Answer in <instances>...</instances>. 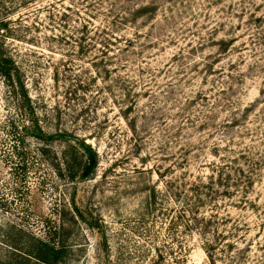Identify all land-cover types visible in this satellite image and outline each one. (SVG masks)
<instances>
[{"label":"rangeland","instance_id":"1","mask_svg":"<svg viewBox=\"0 0 264 264\" xmlns=\"http://www.w3.org/2000/svg\"><path fill=\"white\" fill-rule=\"evenodd\" d=\"M148 3L154 18L123 22ZM2 24L43 127L85 139L99 164L85 182L58 175L65 144L42 152L12 133L0 76V218L56 241L64 215L69 264H264V0H0ZM131 102L136 133L121 110ZM243 151L250 202L213 192L201 210L210 228L187 226L171 187L189 189L217 155ZM72 199L100 228L73 221Z\"/></svg>","mask_w":264,"mask_h":264},{"label":"trees","instance_id":"2","mask_svg":"<svg viewBox=\"0 0 264 264\" xmlns=\"http://www.w3.org/2000/svg\"><path fill=\"white\" fill-rule=\"evenodd\" d=\"M157 4L148 3L136 9L130 10L122 16L123 22L132 23L144 17L154 18L157 12ZM6 24L0 26V76L5 83L12 108L15 115L11 118L12 133L19 134L23 140L31 137L43 144L42 152H46L52 142L60 141L65 144L62 151V158L55 164L58 175L65 173L68 178L76 182H85L91 179L98 168L99 157L97 151L91 144L87 143L78 135L70 131L48 132L42 125L40 116L34 105V101L29 93L24 74L17 61L9 53L6 47ZM111 29V26H109ZM108 28L104 29L109 31ZM107 36V42H110V35ZM112 34V33H111ZM131 43V42H130ZM219 55L226 54L234 45L233 39L229 41L222 40L219 43ZM219 61H215L217 63ZM214 63V64H215ZM213 62H209L208 72H213ZM108 71V69H105ZM128 96H130L128 94ZM123 110V117L127 121L131 131L137 132L136 119L132 116L134 110L133 103L128 104ZM228 126L240 124L239 119H232ZM218 154V151H216ZM219 157V163L215 164L213 171L206 180L191 183L189 189L183 188L181 191H174L170 195L174 201L183 203L184 216L188 218L187 226H193L200 229L201 223H204L206 229L210 228L212 218H207L202 214V208L213 200H216L212 193L217 196H227L236 201V204L245 206L250 202L251 190L255 179L252 175H247V171H252L247 167L245 153L240 152L234 157ZM244 160V161H243ZM249 166V165H248ZM249 168V169H247ZM161 176H163L161 174ZM252 204V202H251ZM71 212L73 221L82 220L92 228H100L92 215L81 209L75 199L71 201ZM157 206V192L153 188L149 193L148 211L155 213ZM190 224V225H189ZM71 224L63 217L57 230V240L51 241L43 238L22 225L5 218H0V264H69L71 255L74 252V246L69 243L67 235L71 232ZM238 243L231 241L227 246L233 248ZM209 253L214 249L213 245L206 248ZM210 254V253H209ZM211 258L212 255H210Z\"/></svg>","mask_w":264,"mask_h":264}]
</instances>
